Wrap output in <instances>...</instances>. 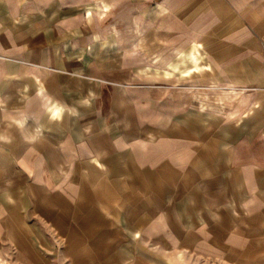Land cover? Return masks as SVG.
Listing matches in <instances>:
<instances>
[{"label":"crops","instance_id":"0c3cea01","mask_svg":"<svg viewBox=\"0 0 264 264\" xmlns=\"http://www.w3.org/2000/svg\"><path fill=\"white\" fill-rule=\"evenodd\" d=\"M264 264V0H0V264Z\"/></svg>","mask_w":264,"mask_h":264},{"label":"rangeland","instance_id":"374dc122","mask_svg":"<svg viewBox=\"0 0 264 264\" xmlns=\"http://www.w3.org/2000/svg\"><path fill=\"white\" fill-rule=\"evenodd\" d=\"M179 264H219L217 262H212L210 260L199 258L195 256H187L181 259Z\"/></svg>","mask_w":264,"mask_h":264}]
</instances>
